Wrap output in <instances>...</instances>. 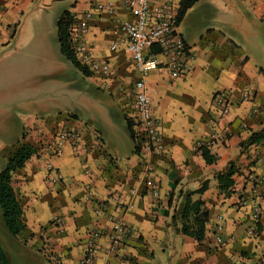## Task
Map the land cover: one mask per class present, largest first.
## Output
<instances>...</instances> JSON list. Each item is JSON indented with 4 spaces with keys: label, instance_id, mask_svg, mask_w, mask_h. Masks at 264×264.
<instances>
[{
    "label": "crops",
    "instance_id": "0c3cea01",
    "mask_svg": "<svg viewBox=\"0 0 264 264\" xmlns=\"http://www.w3.org/2000/svg\"><path fill=\"white\" fill-rule=\"evenodd\" d=\"M96 5L112 13L92 11ZM0 7V50L11 47L14 57L0 67L6 81L0 169L22 141L36 147L64 125L78 130L88 152L65 145L50 159L59 182L48 178L43 154L13 172L26 228L13 237L0 225L10 264H79L92 244V264H264V143L241 147L264 125V0H198L186 11L178 32L193 55L190 73L172 79L159 69L145 78L162 136L159 155L136 153L126 125L141 76L118 24L134 22L124 0H0ZM64 11L73 15L74 31L85 13L94 12L76 55L86 66L83 56L108 64L107 76L88 68L89 76L76 70L82 77L69 79L66 71L75 69L60 52L56 30ZM244 88L253 101L241 102ZM224 89L231 90L232 106L213 123L212 97ZM200 146L216 156L213 164L205 163ZM230 163L239 174L225 194L214 176ZM205 181L206 189L192 196L208 211L198 244L179 232L173 215L181 193L197 191ZM116 220L125 235L113 231ZM219 225L224 244L216 247ZM112 237L119 242L113 251Z\"/></svg>",
    "mask_w": 264,
    "mask_h": 264
},
{
    "label": "built area",
    "instance_id": "2783aa9c",
    "mask_svg": "<svg viewBox=\"0 0 264 264\" xmlns=\"http://www.w3.org/2000/svg\"><path fill=\"white\" fill-rule=\"evenodd\" d=\"M182 0H124V4L134 22L120 24L126 35V51L133 61L135 70L140 74L141 79L134 84V94L130 110L126 113L127 119L133 124L135 133V149L138 154L162 153V136L158 126V121L154 117L151 109V100L145 89V78L153 71L165 69L170 78H185L191 71V61L193 55L185 44L182 36L178 32V11ZM3 9L0 7V16ZM94 12L112 13L111 7L96 5ZM89 11L81 18L77 29L71 28V40L76 54L78 40L89 28V20L94 12ZM117 48L116 43H111V49ZM152 49L160 52L151 53ZM159 57L161 59H159ZM83 61L87 63V68L91 71H99L103 75L110 73L109 65L106 63L97 64L93 59L83 56ZM231 90L224 89L215 93L212 97V106L216 113L213 123L220 121L230 110ZM254 94L244 88L241 91V102H251ZM69 145L75 153H88L83 144L80 133L74 127L64 125L50 133L49 137H42L35 147L36 154H43L46 157V172L49 179L59 182L62 177L54 173V169L49 163L50 159L62 154L64 146ZM84 172L90 173V167L85 162ZM148 170L149 167H148ZM151 188V187H150ZM152 193L156 195L154 189ZM243 203V202H242ZM257 211L253 214L257 217ZM222 222V217H217V223ZM113 231L119 235H125L128 231L121 220L114 221ZM93 239L99 237L98 232L92 234ZM119 242L117 237H112L111 250L117 249ZM224 244L220 235V225L217 227L216 247ZM94 248L90 245L79 264H92Z\"/></svg>",
    "mask_w": 264,
    "mask_h": 264
},
{
    "label": "trees",
    "instance_id": "16d2710c",
    "mask_svg": "<svg viewBox=\"0 0 264 264\" xmlns=\"http://www.w3.org/2000/svg\"><path fill=\"white\" fill-rule=\"evenodd\" d=\"M198 0H183L178 11V24L183 18L186 11ZM73 15L68 11L62 12L56 21L57 40L60 52L72 67L79 71L83 76H89L90 71L77 58L72 40L71 28L73 24ZM160 52L158 49H152L151 53ZM127 128L130 137L135 142V133L133 124L127 120ZM264 143V125L259 132L252 133L248 140L241 143V147L246 148L251 145ZM206 164H213L216 156L212 155L206 147L197 148ZM36 148L28 143L21 142L18 150L10 156L5 167L0 171V212L2 222L7 232L17 237L25 230V222L23 208L20 205L17 196L11 186V177L15 170L21 169L25 163L34 155ZM137 152V149H135ZM239 171L233 164H229L227 168L214 176L218 183L220 192L228 194L233 186V177L238 175ZM207 187V181L197 191H186L181 193L182 201L178 209L173 215V220L180 223L179 232L187 237L192 238L196 243L201 244L205 239L206 224L208 222V211L200 200L193 201L194 194L202 193ZM0 264H10L6 252L0 245Z\"/></svg>",
    "mask_w": 264,
    "mask_h": 264
},
{
    "label": "rangeland",
    "instance_id": "374dc122",
    "mask_svg": "<svg viewBox=\"0 0 264 264\" xmlns=\"http://www.w3.org/2000/svg\"><path fill=\"white\" fill-rule=\"evenodd\" d=\"M35 14V17L36 16H38V13H34ZM11 49V47L10 48H8V49H6L5 51H3V50H0V67H6V66H8V64L13 60V55H11L10 54V50ZM22 51L23 50H26V48L24 47L23 49H21ZM22 51H20V53L22 52ZM4 52V53H3ZM2 54H4V57H3V55ZM67 63V62H66ZM68 65V67L71 69V66H70V64H67ZM66 74L69 76V79H73V78H78V75L80 76V77H82L81 76V74H79L76 70H73L72 72L70 71V70H67L66 71ZM2 75H3V73L1 74L0 73V91H3L4 89H6V81L5 80H2ZM83 86H85V85H83ZM14 112H17V110H14ZM82 120L83 121H86L87 122V117H85V116H83L82 117ZM1 170V169H0ZM1 223H3L2 222V217H1V212H0V225H1ZM4 226V225H3ZM2 227V226H1ZM3 229V228H2ZM6 229H5V227H4V231H5ZM7 231V230H6Z\"/></svg>",
    "mask_w": 264,
    "mask_h": 264
}]
</instances>
